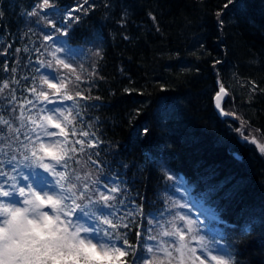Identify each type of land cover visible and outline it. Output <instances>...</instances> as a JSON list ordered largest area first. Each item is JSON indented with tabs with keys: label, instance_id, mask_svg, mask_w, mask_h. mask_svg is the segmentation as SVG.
<instances>
[{
	"label": "trees",
	"instance_id": "trees-1",
	"mask_svg": "<svg viewBox=\"0 0 264 264\" xmlns=\"http://www.w3.org/2000/svg\"><path fill=\"white\" fill-rule=\"evenodd\" d=\"M62 30L80 52L71 68L51 69L71 81L82 120L75 126L96 142L78 165L121 189L114 195L124 203L115 206L137 209L114 234L127 232L137 247L140 226L189 191L215 213L238 264H264V153L237 132L243 122L264 143V0H0L4 120L15 125L18 107L34 97L29 89L42 88L45 36ZM221 85L232 118L214 109ZM4 134V148L14 149L15 133L5 126ZM125 259L131 264L132 253Z\"/></svg>",
	"mask_w": 264,
	"mask_h": 264
},
{
	"label": "snow or ice",
	"instance_id": "snow-or-ice-1",
	"mask_svg": "<svg viewBox=\"0 0 264 264\" xmlns=\"http://www.w3.org/2000/svg\"><path fill=\"white\" fill-rule=\"evenodd\" d=\"M234 2L229 0V4ZM84 3L87 4L88 0H84ZM43 6H48V0H43ZM82 10H85L83 5L73 11ZM36 14L33 11L30 15ZM126 16L127 12L122 16V27L127 22L124 19ZM69 18L78 19L71 14ZM220 25H223L222 20ZM51 39L50 35L45 36V40ZM124 39L129 37L125 35ZM60 51L62 49L57 48L51 53L56 65L71 68L70 62L56 56ZM41 67L51 68L52 65L41 61ZM80 79L76 77L77 81ZM41 82L51 91L43 88L37 90L36 87L29 89L36 103L32 100H26V103L31 108H36L37 103L41 107L35 113L30 108L25 118L24 105L21 104L19 128H13L10 121L0 116V198H4L0 199V264H129L125 258L130 252L131 264H140L141 260L144 264H238L230 248L222 246L220 240L201 235L197 221L179 211L169 210L167 216L170 219L161 212L159 219L154 218L155 223L148 221L151 227L147 230L140 226L141 231L135 233L139 241L137 247L129 244L127 232L114 234L113 230L119 226L127 229L133 223L132 220L124 223L133 215L132 212L117 217L119 209L110 203L115 201L123 205L124 202L113 195L121 189L104 184L107 193H95L94 199L89 195L92 187L86 182L79 183L80 174L75 169L70 170V162L80 163L78 153L85 151V144L96 147L94 140L87 139L91 134L75 126L82 120L75 97L68 90L71 81L53 72L42 77ZM3 87L7 88L8 84L5 83ZM225 94V88L221 85L215 100L216 108L221 109L222 115H228L221 108ZM76 96H80V92H76ZM15 99L13 96L9 104ZM65 102L72 103L66 105ZM25 119L30 125L24 133V140L28 142L20 141L19 135L15 137L19 147L24 149L18 160L15 154L9 155L4 149L7 139L4 128L6 126L19 133L26 127ZM147 131V128L143 129L144 133ZM238 131L243 136V127ZM77 135L84 139H74ZM251 142L256 143L254 138ZM8 147H11L10 144ZM257 147L264 153V145L258 144ZM17 150L13 149L12 152ZM234 156L239 159L238 155ZM6 165L9 172L4 171ZM23 169H43V172L29 171L24 175ZM5 176L8 179H4ZM21 181L23 185L18 187ZM101 183L100 179L93 181V185ZM5 185L8 190H5ZM173 207L183 208L185 205L174 203ZM99 208L105 211L97 215ZM117 219L119 224L115 222ZM104 225L109 227L105 228Z\"/></svg>",
	"mask_w": 264,
	"mask_h": 264
},
{
	"label": "rangeland",
	"instance_id": "rangeland-1",
	"mask_svg": "<svg viewBox=\"0 0 264 264\" xmlns=\"http://www.w3.org/2000/svg\"><path fill=\"white\" fill-rule=\"evenodd\" d=\"M60 23H63V21H61ZM63 30L61 31L60 34H52L50 35L52 37L51 40H47V48L44 49V53L47 52L46 54V64H48L49 62L51 63L52 67L51 68H54V69H59L61 71H65L66 68H63L62 66H58L56 65L55 63V59L54 57L51 55L52 52H54L57 48H60L62 49V51L60 52H57L56 53V56L59 57L60 59L62 60H65L67 62H70V60L72 59H75L77 58V55L79 54L80 52V49L79 48H73V47H70L69 45H67L63 35ZM51 68H45V67H42L40 70L42 72V77L50 74V73H53L54 71L51 69ZM42 88L45 90V91H51L47 88V85H44L42 84ZM28 100H32L33 103H36V99H28ZM21 104L24 105V115H25V118H27V116L29 115V109L31 108V105L27 104L26 101L25 102H22ZM65 104H70V102H65ZM45 107H51V105H44ZM39 107H41V105L39 103L36 104V108H31V111L32 113H35L36 112V109H38ZM18 112L17 116H14L15 120H16V124L13 125V128H19L20 126V120H19V117H20V114H21V108L20 106L18 107L16 113ZM233 117V116H232ZM18 123V125H17ZM25 124H26V127L21 129L19 133H16L15 131L11 130L12 132L15 133L14 137H16L17 135H21V133L24 131H27V127H29L30 125H28L27 123V120L25 119ZM241 129L243 127V125L239 126ZM51 131H57L56 129H50ZM238 134L241 136V133L240 131H237ZM243 136H244V139L245 137L247 138L246 140H253V138L255 139L256 143H254L256 146L258 144H261V145H264V143H262L260 141V139L253 134V132L251 130H248L247 128L243 127ZM22 142L23 143H27L28 141L24 140V138L22 139ZM258 148V147H257ZM14 149H18L17 151H15L14 153L12 152V150L9 149V147H5V151H8L9 150V155L11 154H15L17 159H21V153L24 151L23 148H20L19 145H17ZM259 150V149H258ZM71 169H75V172L76 173H79L80 174V181L79 183H88L90 187H92L93 191L89 193V195L93 196V198L95 199L96 198V195L95 193H98V192H106L107 193V189L104 187V184H108L109 186H115L114 183H112L111 181L107 182V183H101V184H98V185H93V182L91 181V179H89L88 177V170L81 167L80 165H74V164H71L70 163V170ZM4 171L5 172H9L10 169L9 167L6 165L4 167ZM29 171H39V172H43V169H23V174L24 175H27ZM12 175H15V173H11ZM85 174H87V176H85ZM45 176H47V174L45 173L44 174ZM4 179H8L7 176L4 177ZM49 179H51V177H49ZM90 180V181H89ZM23 185V181H21L20 184H18V187L19 186H22ZM5 190H8V187L7 185H5ZM18 195V193H17ZM114 195V194H113ZM0 199H4V198H0ZM188 199H184V203L181 202V200H177V199H172L168 205V207L165 209L164 214L167 218H171V217H168L167 216V213L168 211H173V212H176V211H179L181 214H189L190 218L197 221L198 223V226H199V230H200V233L201 235H205L206 237L208 238H215L217 240H222L221 239V233L220 231L217 229V227L213 226L214 228L210 227L209 224H210V220H206L204 217H209V218H213V215H210V213L208 212H201L202 211H205L203 207H201L200 205L196 204L197 206L194 207V209L191 211L192 209V204L190 203V201H187ZM189 202V203H188ZM110 203H114L113 201H111ZM175 204H182V205H185V207L183 208H174L173 205ZM116 204V203H114ZM117 209H119V211L117 212V217H122L125 212H132L133 215L132 216H129L128 219L124 220V223H128V220H131L132 218L135 217V213L137 211V209L134 207V205H130V206H124V207H120V206H115ZM133 210H135L133 212ZM101 211H105V209L103 208H99L97 209V215H99V213ZM203 215V216H201ZM160 217V214L153 217L151 220H153V223H155V220L154 218L156 219H159ZM81 219L83 220L84 218L81 217ZM108 219H112V217H108ZM133 221V220H132ZM89 223H91V221H88ZM117 224H119V219H117L115 221ZM149 224V223H148ZM105 228H108L109 225H104ZM151 227V225H149L147 229H149ZM118 228L114 229L113 231L117 230ZM138 230V229H137ZM95 242V240H94ZM149 244L152 243V241H148ZM221 245L226 247V245L221 241ZM227 248V247H226ZM145 251H146V246H145Z\"/></svg>",
	"mask_w": 264,
	"mask_h": 264
},
{
	"label": "water",
	"instance_id": "water-1",
	"mask_svg": "<svg viewBox=\"0 0 264 264\" xmlns=\"http://www.w3.org/2000/svg\"><path fill=\"white\" fill-rule=\"evenodd\" d=\"M221 87V86H220ZM225 88V87H224ZM220 91V88H219V90H218V92ZM225 95L223 96V98H222V101H221V108H222V110H223V112L224 113H226L225 111H224V109H223V104H224V102L226 101V98H227V90H226V88H225ZM215 97H216V95L214 96V109H215V111L217 112V114L221 117V118H230L231 116H229V115H222L221 114V109H217L216 108V100H215ZM237 155V154H236Z\"/></svg>",
	"mask_w": 264,
	"mask_h": 264
},
{
	"label": "bare ground",
	"instance_id": "bare-ground-1",
	"mask_svg": "<svg viewBox=\"0 0 264 264\" xmlns=\"http://www.w3.org/2000/svg\"><path fill=\"white\" fill-rule=\"evenodd\" d=\"M217 92H218V91H217ZM217 92H216V93H217ZM215 95H216V94H215ZM215 95H214V96H215ZM213 105H214V97H213Z\"/></svg>",
	"mask_w": 264,
	"mask_h": 264
}]
</instances>
